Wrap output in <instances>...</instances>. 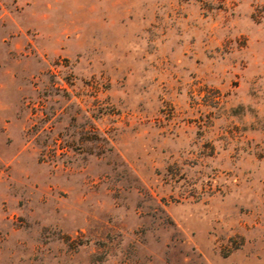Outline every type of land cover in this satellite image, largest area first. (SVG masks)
<instances>
[{"label": "rangeland", "instance_id": "obj_1", "mask_svg": "<svg viewBox=\"0 0 264 264\" xmlns=\"http://www.w3.org/2000/svg\"><path fill=\"white\" fill-rule=\"evenodd\" d=\"M0 264H264V0H0Z\"/></svg>", "mask_w": 264, "mask_h": 264}]
</instances>
